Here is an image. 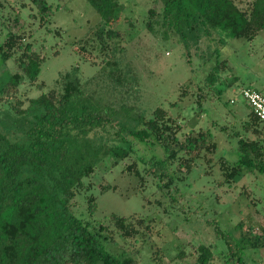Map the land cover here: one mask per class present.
I'll use <instances>...</instances> for the list:
<instances>
[{
  "label": "trees",
  "instance_id": "1",
  "mask_svg": "<svg viewBox=\"0 0 264 264\" xmlns=\"http://www.w3.org/2000/svg\"><path fill=\"white\" fill-rule=\"evenodd\" d=\"M15 1L18 11L12 19L14 30L9 26L0 39V60L4 64L12 61L15 66L14 73L0 83V264H139L125 252L106 250L104 244L114 242L116 235L126 240L150 234L153 219L139 214L127 217L112 214L107 221H96L93 217L97 203L93 195L84 197L83 213L72 212L76 197L91 187L84 179L95 173L104 157H111L113 164L131 157L132 162L124 171L137 179L139 192L147 190L150 183L154 186L159 197L153 202L146 197L142 199L162 213L185 200V191H191L195 183H191L192 172L199 165L204 167L205 175L215 172L214 167L218 166V188H232L231 183L246 172L264 175V122L247 104L249 113L245 119L222 125L212 122V128L217 127L218 132L235 142L236 159L229 161L222 156L215 159L219 143L212 129L200 127L185 132L181 114H169L178 103L167 109L156 108L149 118L141 119L139 129L127 132L134 140L156 145L160 150V157L145 159L137 156L132 145L105 146L89 136L97 129L114 128L112 109L110 105L100 108L84 102L78 81L68 74L62 78V92L51 90L35 99L19 93L24 82L33 85L38 80L45 58L33 49L32 37L36 28L49 24L53 7L47 0ZM86 1L99 15L101 26L93 33L94 43L80 41L74 50L91 64L99 57L93 55L97 51L105 67H116L117 62L107 54L123 52V34L111 28L118 23L121 4L119 0ZM153 3L147 12L146 28L154 33V26H160L164 35L171 31L187 55L192 46L197 49L203 38L212 41L217 33L252 41L264 30V0H154ZM157 3L161 5L159 11ZM24 12L27 17L20 25ZM218 42L220 47L227 44L224 37H219ZM214 56L216 62L204 77L203 86L188 80L178 88V101H193L199 115L205 111L204 86L215 92L220 101L222 92L237 80L232 77L223 81L221 73L228 68L227 61L219 60V48L214 50ZM120 131H115L119 138ZM164 197L168 205L162 200ZM238 197L246 198L248 207L257 205L250 191L241 190ZM185 207L182 202V211ZM206 221L224 246L225 263L244 264L247 251L264 249V229L258 234L249 228L236 237L223 230L217 218ZM240 226L241 223L237 229ZM154 255H150V261L157 264ZM187 256L194 257V264H211L214 260V252L206 244H199L193 254L183 247L173 260L181 263Z\"/></svg>",
  "mask_w": 264,
  "mask_h": 264
},
{
  "label": "rangeland",
  "instance_id": "2",
  "mask_svg": "<svg viewBox=\"0 0 264 264\" xmlns=\"http://www.w3.org/2000/svg\"><path fill=\"white\" fill-rule=\"evenodd\" d=\"M47 1L53 7V15L49 24L36 28L32 37L33 49L40 51L45 61L37 82L33 85L24 82L19 86V93L25 94L28 99H35L51 90L62 92V78L68 74L70 79L78 81L84 102L100 108L110 105L112 109L114 128L106 127V131L97 129L89 136L105 146L121 145L126 148L132 145L137 156L145 159L160 157V150L156 145L134 140L127 132L139 129L141 119L149 118L156 108L167 109L170 104L178 103L179 106L169 110V114H181L184 119L181 123L186 125L185 132L191 128L212 129L219 143L215 159L220 156L229 161L236 159L235 142L218 132L217 127L212 128V122L231 124L234 120L246 118L249 108L241 97L242 88L251 87L264 95V30L252 41L217 33L212 41L203 38L197 49L192 46L187 55L179 38L171 31L164 35L160 26H154V33L146 28L147 12L153 7L154 0H119L120 17L111 28L123 34V52H109V59L118 65L105 67L97 51L93 55L99 57L95 59V64H91L74 50L80 41L91 40V44L94 43L93 33L101 26L95 9L86 0ZM17 6L15 0H0V39L9 26L14 30L12 19L18 11ZM160 6V3L156 4V11ZM24 17L26 19L27 12H24L20 25ZM219 37L226 38L224 47L219 46ZM216 48L220 50L219 60H226L228 65L221 78L224 82L232 77L237 80L222 92L220 101L215 92L204 86L207 99L202 103L205 111L199 115L193 101H178V88L188 80L203 86L204 77L216 62ZM14 71L12 61L4 64L0 60V83L2 78H7ZM40 83L43 87H39ZM119 129L120 138L115 135ZM131 162V157L119 160L117 164H113L111 157L100 159L95 173L84 179V183L91 184V187L76 197L72 207L74 214L83 213L84 197L93 195L97 203L93 217L96 221H107L112 214L124 217L139 214L154 220L150 234L126 240L116 235L114 242L104 244L106 250L125 252L136 258L139 264H154L150 261V255L154 253L157 264H194V257L191 256L181 263L173 259L183 247L193 254L199 244H206L214 252L211 264H228L224 262V246L206 219L217 218L222 229L236 237L249 228L258 234L264 229V175L246 172L245 176L239 177L240 180L237 178L239 181L236 179L235 183H231L232 188H218V166L214 167L215 172L205 175L204 167L199 165L192 172L191 183H195L191 191H185V200L180 201L178 207L167 206L169 211L162 213L161 209L146 205L142 199L146 197L153 202L159 197L154 186L148 184L147 190L141 193L137 190V179L124 171ZM241 190L250 191L257 201L256 207H248L246 198L238 197ZM162 200L168 205L165 197ZM182 202L187 205L185 211L181 209ZM188 211H191L189 216ZM240 223L242 226L237 229ZM244 264H264V249L247 251Z\"/></svg>",
  "mask_w": 264,
  "mask_h": 264
},
{
  "label": "built area",
  "instance_id": "3",
  "mask_svg": "<svg viewBox=\"0 0 264 264\" xmlns=\"http://www.w3.org/2000/svg\"><path fill=\"white\" fill-rule=\"evenodd\" d=\"M241 97L254 115L264 122V95L253 88H242Z\"/></svg>",
  "mask_w": 264,
  "mask_h": 264
}]
</instances>
